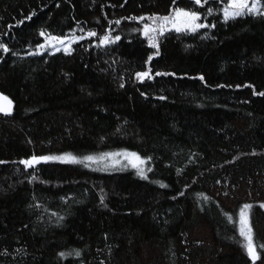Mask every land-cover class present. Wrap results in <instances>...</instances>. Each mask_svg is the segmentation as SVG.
<instances>
[{
	"label": "trees",
	"instance_id": "1",
	"mask_svg": "<svg viewBox=\"0 0 264 264\" xmlns=\"http://www.w3.org/2000/svg\"><path fill=\"white\" fill-rule=\"evenodd\" d=\"M225 3L0 0V93L12 101L0 113V264H264V16L225 21ZM175 7L215 27L143 35ZM78 29L70 54L31 52L41 30ZM109 30L120 40L97 47ZM150 37L160 54L146 65ZM149 67L175 75L138 80ZM121 150L152 158L147 180L123 156L18 163ZM245 204L255 261L239 234Z\"/></svg>",
	"mask_w": 264,
	"mask_h": 264
},
{
	"label": "snow or ice",
	"instance_id": "2",
	"mask_svg": "<svg viewBox=\"0 0 264 264\" xmlns=\"http://www.w3.org/2000/svg\"><path fill=\"white\" fill-rule=\"evenodd\" d=\"M191 3L194 5L203 6L207 3V0H190ZM173 4H175V0H173ZM213 9L211 7L207 8L208 15L213 14ZM219 11L223 14V19L225 21H228L229 19H235L237 17H243L246 15H258V16H264V0H227V2L224 4V6L219 9ZM35 13H30L28 16L24 17L26 20H31L32 15ZM201 12L199 10L194 9H186L183 7H175L173 10L168 14L164 16H159L157 14H153L148 17L149 20L152 21V24L145 23L143 26L142 31L143 35L146 37H149L150 33H156L159 31V33H163L169 26L174 29L176 32H181L183 30H188L193 33L197 32L201 28H208V27H215L214 24H204L199 23L198 21L201 20ZM126 19L129 20H144L145 18L143 16L140 17H127ZM120 20H116L114 23L119 25ZM23 23V20L17 21V24ZM109 23H112L111 21ZM11 27V26H10ZM83 31V30H82ZM133 31H137V29H133ZM41 36L45 37L46 44L49 47H52L54 51H61L63 50L65 53H71L72 49L70 45L73 43V41H79L80 39H83V37H78L73 35L72 37L68 36H52L51 34H46L44 30H41L39 33ZM87 36L89 37H95L97 36V33L95 31H88ZM120 40V36L118 35H111V31H107L105 34L101 35L99 37V44L97 47L102 45H109L114 43L115 41ZM53 41L55 43H53ZM67 41V43H65ZM149 43L153 48L156 49L155 52L151 53L147 56V59L144 61V63L147 65L150 61L153 60L154 56H159V46L155 42L153 37L149 38ZM56 44H59L61 47H56ZM39 48L43 49L45 47L44 44L38 45ZM0 49L3 50L4 53H7L9 51L8 47L4 43H0ZM2 58V57H0ZM160 75H175V73H161L159 71L153 73L151 71V68H147L144 71H138L135 73V76L138 80L144 81L145 78L151 80L153 76H160ZM199 79L201 81H204L203 75L199 76ZM123 87V83L120 85ZM217 87H220V85H217ZM236 87H241V85H236ZM255 94V93H254ZM143 95V93H142ZM259 95L264 96V92H260ZM161 99H165V97H161ZM12 112V101L2 93H0V113L4 115H10ZM113 156H123L125 158H130L131 164L133 168L137 169V175H139L142 179L147 180V172L151 171L150 168L145 169L144 165L145 162L148 160H151V157H141L138 153L135 152H128L127 150H121L120 153H102L99 156H93V155H86L83 157H78L76 155H73L71 153H63L61 155H32L29 158L21 159L18 161L19 164L23 165L25 169L28 168H35L37 165L41 164L42 162H49V161H60L61 163H68V164H83L84 167H89L90 164L88 162H94L97 160H103L107 157H113ZM119 161H114V163H118ZM5 163V161H0V164ZM16 163V162H13ZM161 187H167V185H164L163 183H160ZM178 195H183V193H178ZM202 195V194H201ZM63 199V198H62ZM103 196L101 197V203L103 204ZM205 199H208L205 197ZM106 206V205H105ZM35 207H41V205L37 204ZM251 205L245 204L240 210L239 215V234L240 236L244 237L246 244L244 245L248 255L255 261L258 258V254L256 251V246L254 244L253 239V229L251 227V224L249 222V217L247 213L245 212L246 209H249ZM261 208H264V203L260 204ZM63 219V217H59L56 220V223L59 224L60 221ZM261 249H264V244H261L259 246ZM60 257H65L67 255H74L76 257L81 256V251L79 249H74L69 253L60 252L58 253Z\"/></svg>",
	"mask_w": 264,
	"mask_h": 264
},
{
	"label": "rangeland",
	"instance_id": "3",
	"mask_svg": "<svg viewBox=\"0 0 264 264\" xmlns=\"http://www.w3.org/2000/svg\"><path fill=\"white\" fill-rule=\"evenodd\" d=\"M226 2H227V0H226ZM199 23H202L201 21H198ZM205 24V23H204ZM171 30H174V29H172L170 26L165 30V31H171ZM175 31V30H174ZM183 31H188V30H183ZM46 34H48V33H46ZM84 32L81 30V29H78V30H75V31H73L70 35H68V37H72L73 35H75V36H78V37H84ZM53 36V35H52ZM80 41V40H79ZM78 41H73V43L70 45V47H71V49L73 50V47H74V45L77 43ZM53 43H55L54 41H53ZM65 43H67V41H65ZM41 44H44L45 45V47L43 48V49H41V48H39L38 46L37 47H35L31 52L32 53H35V54H41V53H55V52H57V51H54V49L52 48V47H49L47 44H46V40H45V37L43 36V40H42V42L39 44V45H41ZM56 47H61L59 44H56ZM58 52H64L63 50H61V51H58ZM245 244H246V242H245ZM246 249V248H245ZM247 251V250H246Z\"/></svg>",
	"mask_w": 264,
	"mask_h": 264
}]
</instances>
